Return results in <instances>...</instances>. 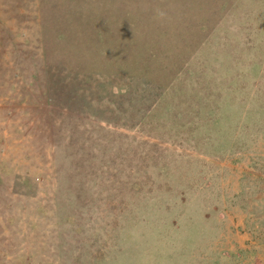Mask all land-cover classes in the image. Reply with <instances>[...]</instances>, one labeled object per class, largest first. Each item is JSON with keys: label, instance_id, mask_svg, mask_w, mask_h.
<instances>
[{"label": "rangeland", "instance_id": "374dc122", "mask_svg": "<svg viewBox=\"0 0 264 264\" xmlns=\"http://www.w3.org/2000/svg\"><path fill=\"white\" fill-rule=\"evenodd\" d=\"M0 264H264V0H0Z\"/></svg>", "mask_w": 264, "mask_h": 264}]
</instances>
